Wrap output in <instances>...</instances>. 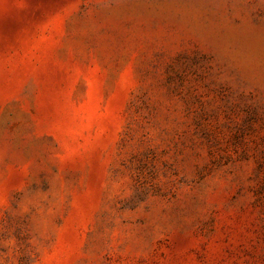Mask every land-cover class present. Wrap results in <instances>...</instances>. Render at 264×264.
Returning a JSON list of instances; mask_svg holds the SVG:
<instances>
[{"label": "rangeland", "instance_id": "374dc122", "mask_svg": "<svg viewBox=\"0 0 264 264\" xmlns=\"http://www.w3.org/2000/svg\"><path fill=\"white\" fill-rule=\"evenodd\" d=\"M0 264H264V0H0Z\"/></svg>", "mask_w": 264, "mask_h": 264}]
</instances>
